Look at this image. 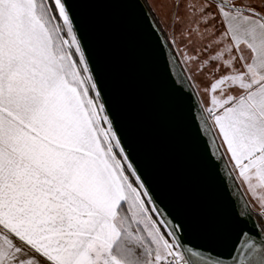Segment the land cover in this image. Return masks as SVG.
<instances>
[{"label": "snow or ice", "instance_id": "snow-or-ice-1", "mask_svg": "<svg viewBox=\"0 0 264 264\" xmlns=\"http://www.w3.org/2000/svg\"><path fill=\"white\" fill-rule=\"evenodd\" d=\"M173 23L212 77L204 111L264 216V0H182ZM157 212L66 0H0V264H220L181 245L179 226L162 232ZM237 252L234 264H264V236L243 233Z\"/></svg>", "mask_w": 264, "mask_h": 264}, {"label": "water", "instance_id": "water-1", "mask_svg": "<svg viewBox=\"0 0 264 264\" xmlns=\"http://www.w3.org/2000/svg\"><path fill=\"white\" fill-rule=\"evenodd\" d=\"M100 102L181 245L234 264L264 232L177 54L143 0H66ZM247 206V214L240 215ZM183 250V249H180Z\"/></svg>", "mask_w": 264, "mask_h": 264}, {"label": "crops", "instance_id": "crops-1", "mask_svg": "<svg viewBox=\"0 0 264 264\" xmlns=\"http://www.w3.org/2000/svg\"><path fill=\"white\" fill-rule=\"evenodd\" d=\"M150 5L153 6L154 9H152L156 15L161 19L163 22V27L167 30V32L170 35L171 42L173 43L175 50L177 52L178 58L185 69L190 81L192 82L194 88L196 89L199 98L204 106L206 108L208 106V97L209 93L207 91V88L211 81V75L209 73H206L202 71V65L200 64V61H192L185 58L186 55L191 56L195 53L193 52V47L195 46H186V43H182L179 38V33L174 31V24L170 26V16L172 15V10L174 7V0H148ZM176 36L175 42H173L172 38L173 36ZM203 55V54H202ZM208 114V113H207ZM209 116V115H208ZM210 118V117H209ZM211 121V119H210ZM214 132L217 136V139L219 141V144L221 146V149L231 167L233 170L236 179L244 192V195L246 196L248 202L250 203L252 209L258 213L257 204L255 201H253L251 194L247 190V186L243 183L241 178L238 176L236 171L234 170L232 163L230 161V158L226 152V147L222 144V141L219 138L218 132L215 129V126L212 124ZM261 216V215H260ZM153 218L160 221L157 215L154 213ZM261 218L264 220V216H261ZM161 231L165 233L164 226L160 224Z\"/></svg>", "mask_w": 264, "mask_h": 264}, {"label": "trees", "instance_id": "trees-1", "mask_svg": "<svg viewBox=\"0 0 264 264\" xmlns=\"http://www.w3.org/2000/svg\"><path fill=\"white\" fill-rule=\"evenodd\" d=\"M143 2L145 3L146 7L148 8V10L150 11V13L152 14L154 20L156 21L157 25L159 26V28L161 29L162 33L164 34V36L166 37V39L168 40L170 46L172 47V49L174 50V52L177 54L176 50H175V47L173 45V43L171 42V38H170V35L169 33L167 32V30L163 27V22L161 21V19L156 15V13L152 10L151 6H150V3L148 0H143ZM178 56V55H177ZM93 96L95 95L94 93L92 94ZM254 212V215L256 216V219L261 227V229L263 230L264 232V220L261 218V216L255 212ZM164 230H165V233L167 232V230L165 229L164 227ZM171 239V238H170Z\"/></svg>", "mask_w": 264, "mask_h": 264}, {"label": "rangeland", "instance_id": "rangeland-1", "mask_svg": "<svg viewBox=\"0 0 264 264\" xmlns=\"http://www.w3.org/2000/svg\"><path fill=\"white\" fill-rule=\"evenodd\" d=\"M160 2H161V0H160ZM181 4H182V0H174V7H173V10H172V15L170 16V26H172L174 23H173V16H174V13H175V11L178 9V8H180V6H181ZM151 6V8L152 9H154L153 8V6L152 5H150Z\"/></svg>", "mask_w": 264, "mask_h": 264}]
</instances>
